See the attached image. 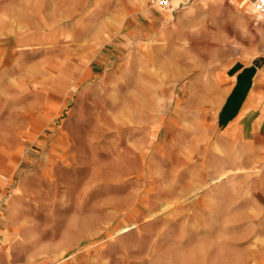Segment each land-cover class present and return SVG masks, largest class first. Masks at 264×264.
Listing matches in <instances>:
<instances>
[{"label": "rangeland", "instance_id": "374dc122", "mask_svg": "<svg viewBox=\"0 0 264 264\" xmlns=\"http://www.w3.org/2000/svg\"><path fill=\"white\" fill-rule=\"evenodd\" d=\"M173 2L0 0V264H264V139L217 121L264 16Z\"/></svg>", "mask_w": 264, "mask_h": 264}, {"label": "crops", "instance_id": "0c3cea01", "mask_svg": "<svg viewBox=\"0 0 264 264\" xmlns=\"http://www.w3.org/2000/svg\"><path fill=\"white\" fill-rule=\"evenodd\" d=\"M217 1L197 0L195 5L216 6ZM249 1L231 0V4L243 6ZM253 12L259 17L264 16L258 14L255 9ZM148 24L153 26V22ZM225 78L227 89L217 115L224 135L229 139L237 138L241 142L264 139V50L237 57L226 68ZM6 219V214L0 212V221L4 222ZM0 230L4 234L3 249L6 250L8 232L1 227ZM5 258L2 256V261H6Z\"/></svg>", "mask_w": 264, "mask_h": 264}, {"label": "built area", "instance_id": "2783aa9c", "mask_svg": "<svg viewBox=\"0 0 264 264\" xmlns=\"http://www.w3.org/2000/svg\"><path fill=\"white\" fill-rule=\"evenodd\" d=\"M155 4L162 6L164 8L175 10L173 0H152ZM253 7L255 11L260 14L264 15V0H253Z\"/></svg>", "mask_w": 264, "mask_h": 264}, {"label": "bare ground", "instance_id": "6f19581e", "mask_svg": "<svg viewBox=\"0 0 264 264\" xmlns=\"http://www.w3.org/2000/svg\"><path fill=\"white\" fill-rule=\"evenodd\" d=\"M215 179V178H214ZM219 179V178H218Z\"/></svg>", "mask_w": 264, "mask_h": 264}]
</instances>
